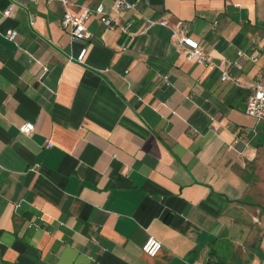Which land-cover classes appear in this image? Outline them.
I'll return each instance as SVG.
<instances>
[{
  "label": "crops",
  "instance_id": "0c3cea01",
  "mask_svg": "<svg viewBox=\"0 0 264 264\" xmlns=\"http://www.w3.org/2000/svg\"><path fill=\"white\" fill-rule=\"evenodd\" d=\"M127 1L0 0V264L264 261V124L244 113L264 0ZM98 4L126 30L89 14V38L70 41L65 11ZM165 13L237 85L146 23Z\"/></svg>",
  "mask_w": 264,
  "mask_h": 264
},
{
  "label": "built area",
  "instance_id": "2783aa9c",
  "mask_svg": "<svg viewBox=\"0 0 264 264\" xmlns=\"http://www.w3.org/2000/svg\"><path fill=\"white\" fill-rule=\"evenodd\" d=\"M63 5L68 6V0H61ZM135 3H131L127 0H114L113 10L115 12L134 10ZM9 12L5 11L4 16H8ZM89 14H94L98 17L99 23L109 30L125 31V27H121L118 23L114 22L104 11L102 4H98L93 10L85 9L81 15H75L70 10H66L61 21L60 27L62 29L69 30L70 41L84 42L89 38V33L85 27V20ZM148 25L157 24L161 27L167 28L170 31V43L171 45L181 53L184 58L189 62H194L199 65H203L210 70H216L220 73L221 81H228L234 85H237V81L230 76L228 67L222 63H215L211 57L202 54L201 49L195 43V41L188 34V25L183 21L176 20L171 22L170 15L164 14L159 19L154 21H146ZM16 32L7 31L5 37L9 41H14L16 38ZM86 48H81L79 53L73 57L74 60L81 63L85 57ZM239 57L247 59L252 63L257 62V57L254 54H247L244 52L239 53ZM166 81V77H163ZM244 113L246 116L251 117L257 121V123L264 124V73L260 72L256 81L250 87V94L248 95L245 103ZM19 131L23 134L29 135L34 131L32 123H24L19 128ZM51 143H47L46 147H50ZM161 243L153 238H148L144 245L141 247L142 253L148 257H155L161 249ZM264 264V261L258 263Z\"/></svg>",
  "mask_w": 264,
  "mask_h": 264
},
{
  "label": "rangeland",
  "instance_id": "374dc122",
  "mask_svg": "<svg viewBox=\"0 0 264 264\" xmlns=\"http://www.w3.org/2000/svg\"><path fill=\"white\" fill-rule=\"evenodd\" d=\"M261 139V138H260Z\"/></svg>",
  "mask_w": 264,
  "mask_h": 264
}]
</instances>
